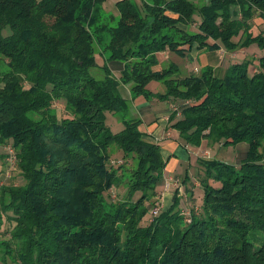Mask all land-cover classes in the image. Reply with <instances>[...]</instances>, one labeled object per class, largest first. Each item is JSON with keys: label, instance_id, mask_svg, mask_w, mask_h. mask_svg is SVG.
Returning <instances> with one entry per match:
<instances>
[{"label": "trees", "instance_id": "1", "mask_svg": "<svg viewBox=\"0 0 264 264\" xmlns=\"http://www.w3.org/2000/svg\"><path fill=\"white\" fill-rule=\"evenodd\" d=\"M105 1L0 0V158L21 178L0 186V263L264 264V31L252 26L264 0H117L115 12ZM255 43L257 58L223 71L156 69L163 51ZM123 83L174 103L170 129L187 143L248 142L239 164L197 156L200 211L176 196L151 216L167 161L129 116Z\"/></svg>", "mask_w": 264, "mask_h": 264}, {"label": "rangeland", "instance_id": "2", "mask_svg": "<svg viewBox=\"0 0 264 264\" xmlns=\"http://www.w3.org/2000/svg\"><path fill=\"white\" fill-rule=\"evenodd\" d=\"M199 2H201V1H199ZM236 9L239 10V8H237V7H236ZM254 30H255L254 31L255 33H257L258 31H261L259 29H254ZM234 39H235V41H238V40L241 41L239 36L235 37ZM255 45H257V44L255 43ZM239 50H241V49H238L235 52L234 51L231 52V51L227 50L228 55L232 56L233 53H236L235 54L236 56H234L235 58L233 60L242 61L245 58L241 57L243 55V52H240ZM165 52L166 51H163V53H165ZM167 52H170V51H167ZM263 52H264V50H263ZM170 55L172 58L170 60L166 61V63L164 65L166 67H168L167 65H170L172 63L178 65L180 67V70H178L177 73L179 72L183 76L190 74V72H192L194 66L196 64H198L197 61L189 58L188 55L183 56V55L173 54L172 52L170 53ZM249 58H251V56ZM229 61L230 60L226 59L225 64L227 65L228 63L231 62V61L230 62ZM113 65H115V64H113ZM220 68H222V71L224 70L223 66H221ZM199 70H200L199 68L196 69V72H198ZM157 83L160 84L161 82L153 80L148 84L147 87L156 91L157 87L155 85ZM127 86L130 89L132 87L131 83H126V88H127ZM125 92H127L126 89H125ZM131 94L133 97L132 89H131ZM128 101H129V99H128ZM129 104H130L131 109H132L133 107H132V104L130 103V101H129ZM166 104L167 103H164V105H166ZM176 109H177V107L174 106L172 112L175 111ZM60 110H62V107H60ZM63 112L64 111H60L59 114L61 115V114H63ZM129 116L130 117H137V116H139V113L132 112V110H131ZM118 120L119 119L117 118V115L110 114V113L107 115V123L111 126L113 131H117L120 129L118 124H117ZM145 135L147 137L149 136L150 138H152L154 140L156 138V136H152V135L150 136L149 134L148 135L145 134ZM181 142H183L184 147L188 146V147H191L194 149L195 152L192 151L193 155H192V158L190 159L192 164H190L189 163L190 161H187V159H184L185 160L183 162L184 167H182V168L178 167L176 170L172 171V173H171L172 175H167V178L169 176H173L175 180H178V182H180V184L178 183V185H176L177 184L176 182H174V183L172 182L168 188H165L164 184H165V178L166 177L164 178L163 183H161V185L159 187V188L163 189V191L161 193V196L157 197V200H158L157 205H159L160 211H159V213L154 214L152 212V209L154 207L153 206L150 209L151 216L153 215L154 217H157L163 209L170 208L173 205V202L176 199V196H178L180 199V203H179L180 209L184 210L185 212H189V213L191 211V208H194L196 210V212L200 211L199 204L203 200L204 191H203V188L199 184V179L202 176L201 175L202 173L200 172L202 167L197 162V158H198L197 156L206 157V158H217V159H221L223 161H227V162H230L233 164L234 163L239 164L241 162L240 160L246 155L248 147H249L248 142H246V141L240 142V143L235 144V145H231V144L223 145L222 143H213L212 141H208V139H204L202 141L201 145H199V146L194 145L193 143H187L183 139H181ZM8 145H10V144L8 143L5 146L0 147V155H2L8 151V148H7ZM184 147H183V149H184ZM9 158L8 159L6 158L5 160L0 158V165L2 166V168L5 171L4 175L0 177V186L3 183H5L7 181H11V180H14L15 182L21 181V178L18 175L19 171H18L17 165L10 162ZM166 161L168 164L169 161L168 160H166ZM181 161H183V159H181ZM126 166L130 167L128 164ZM166 167H167V165H166ZM186 169L189 170L188 182H184V179L186 176V173H185ZM124 173L126 176H128L127 171H125ZM125 187L126 186L122 183L121 186H119L118 188L116 187V188L110 190L109 192H106L105 195H106L107 200L117 202L120 199H122L123 194H124L125 189H126ZM5 217H4V219H5ZM188 220H190V218ZM8 229H9V221L6 220L2 231L5 232ZM0 264H19V263L14 262L9 257L7 259V261H1Z\"/></svg>", "mask_w": 264, "mask_h": 264}, {"label": "crops", "instance_id": "3", "mask_svg": "<svg viewBox=\"0 0 264 264\" xmlns=\"http://www.w3.org/2000/svg\"><path fill=\"white\" fill-rule=\"evenodd\" d=\"M117 0H106L105 1V7L115 12V2ZM198 1H209V0H198ZM252 26L254 29H259L264 31V18L262 17H255L252 20ZM196 28V26L194 25ZM240 52H243V55L241 57L243 58H249L250 56L253 58H257V55L261 53V51L258 49V47L255 44H252L251 46L247 48H243L239 50ZM172 51L159 54L160 63L157 66L156 69H161L164 67L166 61L170 60L172 57L170 55ZM173 54H176L175 52H172ZM236 53H233L232 56L228 55V51L221 47L218 50L212 51L209 48L205 47H199L198 44H196L192 49L189 50L187 55L189 58L195 60L198 62L192 70V72H196V69H201L202 67L206 65H213L215 67H221L223 66L226 68L230 65L231 62L234 60V56ZM226 59L230 60L227 65L225 64ZM238 61V60H237ZM240 61V60H239ZM123 66L119 64V66H116L115 73L118 75L121 71V68ZM154 84V83H153ZM158 84V83H157ZM155 85L157 87L156 91H163L164 86L162 83ZM125 89L127 92H125ZM121 91L123 95L129 99L130 103L132 104V112L139 113V118L142 119V123L140 125V129L145 133L149 134L150 136H156L155 140L160 143L162 148V154L166 160H168L167 167L165 169L164 175L167 177V175H172V171L176 170L178 167H184V159H187V161H190L192 158L194 149L191 147H184L183 142H181V139L177 135L176 131L173 129H170V115L173 110V107L175 106L174 103H172L170 100H159L156 97L148 100L144 95H140L136 98L132 97L131 89L126 84L121 85ZM155 91V90H153ZM164 103H167L164 105ZM180 116V114H178ZM117 124L119 128H121V122L118 120ZM149 137V136H148ZM150 138V137H149ZM184 147V149H183ZM193 151V152H192ZM183 159V161H181ZM186 163V162H185ZM190 164L191 161L189 162Z\"/></svg>", "mask_w": 264, "mask_h": 264}, {"label": "built area", "instance_id": "4", "mask_svg": "<svg viewBox=\"0 0 264 264\" xmlns=\"http://www.w3.org/2000/svg\"><path fill=\"white\" fill-rule=\"evenodd\" d=\"M172 182L173 183L176 182L177 183L176 185H178V183L180 184V182H178V180H175L173 176H169L168 178L167 177L165 178V184H164L165 186L164 187L168 188ZM159 211H160V207L158 205L154 206L152 209V212L154 214L159 213Z\"/></svg>", "mask_w": 264, "mask_h": 264}]
</instances>
